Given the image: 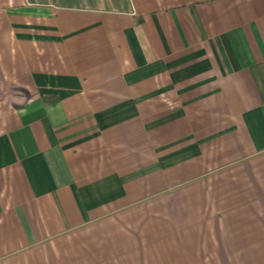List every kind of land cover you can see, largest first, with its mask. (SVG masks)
Wrapping results in <instances>:
<instances>
[{
	"label": "crops",
	"instance_id": "1",
	"mask_svg": "<svg viewBox=\"0 0 264 264\" xmlns=\"http://www.w3.org/2000/svg\"><path fill=\"white\" fill-rule=\"evenodd\" d=\"M0 264H264V0H0Z\"/></svg>",
	"mask_w": 264,
	"mask_h": 264
}]
</instances>
